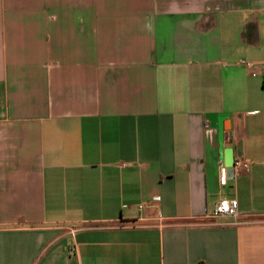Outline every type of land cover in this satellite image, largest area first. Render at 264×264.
<instances>
[{
  "label": "crops",
  "instance_id": "obj_1",
  "mask_svg": "<svg viewBox=\"0 0 264 264\" xmlns=\"http://www.w3.org/2000/svg\"><path fill=\"white\" fill-rule=\"evenodd\" d=\"M0 264H264V0H0Z\"/></svg>",
  "mask_w": 264,
  "mask_h": 264
},
{
  "label": "built area",
  "instance_id": "obj_2",
  "mask_svg": "<svg viewBox=\"0 0 264 264\" xmlns=\"http://www.w3.org/2000/svg\"><path fill=\"white\" fill-rule=\"evenodd\" d=\"M246 67H252V62H245ZM208 122L206 121L205 127L208 128ZM250 167V162L244 158H237L233 161L232 168L235 171L246 170ZM213 216H229L236 219L238 215V201L236 198H222L214 209Z\"/></svg>",
  "mask_w": 264,
  "mask_h": 264
},
{
  "label": "water",
  "instance_id": "obj_3",
  "mask_svg": "<svg viewBox=\"0 0 264 264\" xmlns=\"http://www.w3.org/2000/svg\"><path fill=\"white\" fill-rule=\"evenodd\" d=\"M228 151L230 152V155H226L227 156V159L225 160V165L226 167L229 169V170H232V166H233V160H232V154H231V150L228 149ZM226 151V152H228Z\"/></svg>",
  "mask_w": 264,
  "mask_h": 264
}]
</instances>
